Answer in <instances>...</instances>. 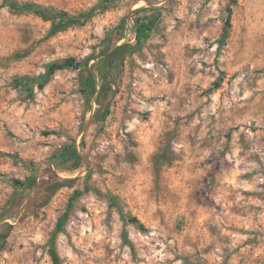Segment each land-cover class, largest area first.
Listing matches in <instances>:
<instances>
[{
	"label": "rangeland",
	"instance_id": "rangeland-1",
	"mask_svg": "<svg viewBox=\"0 0 264 264\" xmlns=\"http://www.w3.org/2000/svg\"><path fill=\"white\" fill-rule=\"evenodd\" d=\"M20 1L91 16L53 32L0 6V264H52L75 190L61 264H264V0ZM143 19L102 127L78 70L38 87L53 62L136 45ZM73 142L81 159L52 160Z\"/></svg>",
	"mask_w": 264,
	"mask_h": 264
},
{
	"label": "trees",
	"instance_id": "trees-1",
	"mask_svg": "<svg viewBox=\"0 0 264 264\" xmlns=\"http://www.w3.org/2000/svg\"><path fill=\"white\" fill-rule=\"evenodd\" d=\"M115 0H106L111 3ZM0 6H7L12 11L23 13H34L44 18H51L52 31L57 32L67 27L84 24L91 16L88 11L79 13H70L66 10H59L52 6L40 5L35 2L20 1V0H3ZM229 21V19H228ZM153 29V19H143L137 22L136 25V40L137 44L133 45L129 42L117 44L115 47H108L107 50L92 53L83 60H77L75 57H67L61 61L53 62L48 65L45 74L40 76L38 87L44 88L51 80L52 75L63 69H75L79 71L81 79V92L87 96H95L97 108L92 116V122H95L102 127L111 113V100L115 95L116 90L113 89V81L109 79L114 70L124 66L127 58L137 50V47L142 44L146 36ZM138 45V46H137ZM94 59L96 62L90 64ZM17 82L21 86L29 85L31 79L28 76L18 77ZM81 159L76 144L68 143L59 149H56L52 154V160L58 164L64 165L72 159ZM17 185L29 188L34 184L33 178L28 177L26 180L15 179ZM83 193L82 190H75L69 197L67 209L64 216L60 217L57 223L54 235L50 239L49 253L52 257V264H61L60 256L55 245V236L63 230L65 221L73 210L75 200ZM132 222L142 227L143 224L137 217H131Z\"/></svg>",
	"mask_w": 264,
	"mask_h": 264
},
{
	"label": "crops",
	"instance_id": "crops-1",
	"mask_svg": "<svg viewBox=\"0 0 264 264\" xmlns=\"http://www.w3.org/2000/svg\"><path fill=\"white\" fill-rule=\"evenodd\" d=\"M147 84V83H146ZM146 88H149L148 86H146ZM147 90V89H146Z\"/></svg>",
	"mask_w": 264,
	"mask_h": 264
}]
</instances>
